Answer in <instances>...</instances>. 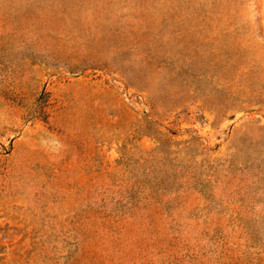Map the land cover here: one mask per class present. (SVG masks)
I'll use <instances>...</instances> for the list:
<instances>
[{"label": "rangeland", "instance_id": "1", "mask_svg": "<svg viewBox=\"0 0 264 264\" xmlns=\"http://www.w3.org/2000/svg\"><path fill=\"white\" fill-rule=\"evenodd\" d=\"M0 264H264V0H0Z\"/></svg>", "mask_w": 264, "mask_h": 264}]
</instances>
